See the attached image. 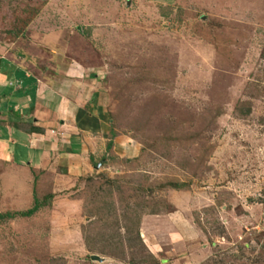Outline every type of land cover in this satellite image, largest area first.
<instances>
[{
	"label": "rangeland",
	"instance_id": "374dc122",
	"mask_svg": "<svg viewBox=\"0 0 264 264\" xmlns=\"http://www.w3.org/2000/svg\"><path fill=\"white\" fill-rule=\"evenodd\" d=\"M49 38L101 78L116 153L26 206L0 162V264H264V0L0 1L2 59Z\"/></svg>",
	"mask_w": 264,
	"mask_h": 264
},
{
	"label": "crops",
	"instance_id": "0c3cea01",
	"mask_svg": "<svg viewBox=\"0 0 264 264\" xmlns=\"http://www.w3.org/2000/svg\"><path fill=\"white\" fill-rule=\"evenodd\" d=\"M4 42L1 39L0 53ZM44 43L34 62L0 57V162L13 172L7 196H20L14 203L24 206L32 201L31 183H38L37 191L45 195L57 194L65 182L74 188L99 173L108 156L116 153L117 140L108 137L111 122L100 102L101 78L70 62L65 52L51 53L50 38ZM22 67L30 68L33 76Z\"/></svg>",
	"mask_w": 264,
	"mask_h": 264
},
{
	"label": "trees",
	"instance_id": "16d2710c",
	"mask_svg": "<svg viewBox=\"0 0 264 264\" xmlns=\"http://www.w3.org/2000/svg\"><path fill=\"white\" fill-rule=\"evenodd\" d=\"M0 80H1V79H0ZM32 132L35 133V131H32ZM111 134H112V137L115 136V133H114V132H111ZM112 146H113V144H112V142H110V143L108 144V151H111ZM176 186H178V188H179V186L182 187L183 185L178 184V185H176ZM37 202H38V201H37ZM37 202H36V206H35V208H34L33 210L28 211V212L23 213V214H20V215H22V216H24V217H29V216L34 215V213H35V212L38 210V208H39ZM0 218H3V216L0 215Z\"/></svg>",
	"mask_w": 264,
	"mask_h": 264
}]
</instances>
